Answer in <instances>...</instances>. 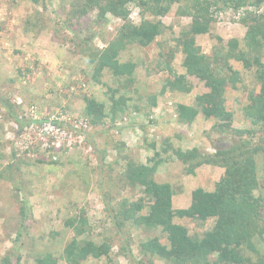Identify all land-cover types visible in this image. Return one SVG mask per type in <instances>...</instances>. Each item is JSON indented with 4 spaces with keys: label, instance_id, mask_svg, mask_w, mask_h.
<instances>
[{
    "label": "rangeland",
    "instance_id": "1",
    "mask_svg": "<svg viewBox=\"0 0 264 264\" xmlns=\"http://www.w3.org/2000/svg\"><path fill=\"white\" fill-rule=\"evenodd\" d=\"M41 9L28 0H0V96L6 95L11 99L14 94L26 102L35 101L45 111L64 107L72 112L73 120L82 121L84 97L104 101L106 91L103 86L91 84L89 78L80 74L81 70H91L85 53L108 45L117 35L121 21L108 16L106 23L92 26V16L89 22L84 20V24L75 31L55 24L63 21L53 14L56 5ZM130 9L131 20L138 24L139 9L134 6ZM176 10L177 5L172 6L167 16L162 18L168 29L150 46L131 45L119 54V62L136 65L135 84L130 87V97L131 105H139L141 111H129L116 124L86 127L85 131L83 128L84 132L77 138V141L82 139L81 142L73 144L74 147L63 146L58 152L54 149L55 154H60L56 162H38V159H46L39 157L45 147L34 150L30 156L26 154L29 142L23 140L24 135L14 134L15 126L2 117L4 111L0 108V264L6 257L9 264H36V258L45 253H50L57 264H67L62 252L73 231L66 223L82 212L92 229L87 238L100 241L111 234L114 240L111 257L118 264H136L135 259L128 262L127 258L118 255L120 239L115 234L109 210L118 199L135 201L144 198L141 188L124 182L123 172L128 163H145L153 155L147 150V144L155 140L158 149V143L166 137L184 150L198 147L208 153H212L215 146L225 148L234 142L229 137L214 134L211 123L202 116H198L192 125L177 123L175 106L192 105L197 95L208 91L196 78H189V94L168 91L161 94L167 77V73L161 70V62L169 52H174L173 69L184 74V55L176 47V38L190 20L180 17ZM39 13L43 15L42 21L34 30L30 23ZM213 15L215 22L210 33L196 38L203 53L209 56L218 38L226 43L232 38L242 39L245 33L239 22L241 11L215 10ZM44 28L51 29L47 32ZM89 36L91 48L82 41ZM231 64L237 71H243L240 64ZM101 80L116 86L117 81L107 71ZM252 90L257 93L259 88L247 73L241 74V83L236 90L227 89L226 105L233 112L235 127L249 126L243 109ZM154 96L156 106L150 109L147 99ZM223 171L218 167L202 166L190 175L181 163L171 162L167 167L159 168L155 180L172 186L174 210L186 209L191 203L192 191L196 188L212 191ZM174 221L185 226L193 237H200L214 224L213 218L202 224L178 217ZM130 232L137 236L141 231L130 229ZM161 242L166 243L164 236ZM132 248L138 258L136 246ZM153 262L164 264L160 260ZM94 263L98 261L90 259L85 262Z\"/></svg>",
    "mask_w": 264,
    "mask_h": 264
},
{
    "label": "trees",
    "instance_id": "2",
    "mask_svg": "<svg viewBox=\"0 0 264 264\" xmlns=\"http://www.w3.org/2000/svg\"><path fill=\"white\" fill-rule=\"evenodd\" d=\"M28 1L41 10L46 9L47 5H56L53 14L63 18V21L55 24L70 30L76 31L84 20L89 22L92 16V26L106 23L108 16L121 21L117 35L102 49L91 51L88 45L90 36L82 39L89 47L84 57L91 70H81L80 74L89 78L91 84L106 88L104 101L84 97L82 121L90 128L116 124L129 111H141L139 105H131L130 97V87L135 84L136 65L119 62V54L131 45L142 48L150 46L168 29L162 18L167 16L172 6L177 5L176 13L190 20L176 38V47L184 55V74H178L173 69L171 61L174 52H169L161 62V70L167 73L161 94L167 91L189 94V78H196L208 91L197 95L192 105L175 106L177 123L192 125L198 116H202L211 123L214 134L229 137L234 142L225 148L215 146L213 152L208 153L198 147L184 150L168 137L160 140L158 149L157 141H150L146 148L153 155L145 163L130 161L123 172L124 182L131 187L141 188L144 198L135 201L118 199L116 204L109 207L115 234L120 239L118 255L127 258L128 262L133 258L136 264H153L154 260L164 264H264V0ZM131 6L139 9L138 24L130 18ZM215 10L241 11L239 22L245 28V33L242 39L232 38L226 43L218 38L209 56L203 53L196 38L210 33L215 22ZM42 16L37 14L30 23L34 30L39 28ZM51 28L44 30L49 32ZM231 62L240 64L243 71L234 69ZM104 71L109 72L119 85L117 82L116 86L104 83L101 80ZM243 73L253 77L259 91L249 93L248 104L243 109L249 126L238 128L233 125V112L227 108L226 93L229 87L237 89ZM17 98L21 99L14 94L11 99L1 95L0 108L4 111L2 117L15 126L14 134L18 136L25 132L29 123L40 124L54 112H46L31 100L26 102L21 99V104H17ZM147 100L150 109L156 106L155 96ZM27 148L25 153L29 156L34 150L41 149L38 145L30 144ZM41 150L39 157L46 159H38V162H56L60 155L54 153L53 147ZM171 162L181 163L190 175L202 166L218 167L224 171L212 191L196 188L191 193L189 207L174 210L172 198L175 192L172 186L155 180L159 168L167 167ZM144 210L146 212L142 213ZM176 217L200 224L213 218L214 224L200 237H193L185 226L175 223ZM66 226L73 231L62 252L67 264H85L90 259L98 261L94 264L100 261H104L103 264H118L111 257L114 246L111 234L100 241L87 238L92 229L83 212L69 219ZM130 229L141 232L134 236ZM162 236L166 243L161 242ZM134 245L138 258L133 253ZM35 262L57 264L50 253L36 258ZM2 264H9L8 257Z\"/></svg>",
    "mask_w": 264,
    "mask_h": 264
},
{
    "label": "built area",
    "instance_id": "3",
    "mask_svg": "<svg viewBox=\"0 0 264 264\" xmlns=\"http://www.w3.org/2000/svg\"><path fill=\"white\" fill-rule=\"evenodd\" d=\"M21 99L17 98L16 103L21 104ZM86 125L79 121L76 123L70 115L62 112H52L46 119L38 122L29 123L25 127L23 140L29 142L30 145H38L40 147H53L56 151L64 147H74L73 144L82 141H77L80 134L84 132ZM21 137V134L19 135Z\"/></svg>",
    "mask_w": 264,
    "mask_h": 264
},
{
    "label": "clouds",
    "instance_id": "4",
    "mask_svg": "<svg viewBox=\"0 0 264 264\" xmlns=\"http://www.w3.org/2000/svg\"><path fill=\"white\" fill-rule=\"evenodd\" d=\"M22 101V100H21ZM57 112H62L63 114H67V115H70L71 113H69L70 111H68V110H66L64 107L63 108H59V109H57L56 110ZM56 111H54V112H56ZM76 122H79V121H81V119H77V120H75ZM83 124H85V122L83 123ZM86 125V127H88V125L87 124H85ZM58 152V151H57Z\"/></svg>",
    "mask_w": 264,
    "mask_h": 264
}]
</instances>
